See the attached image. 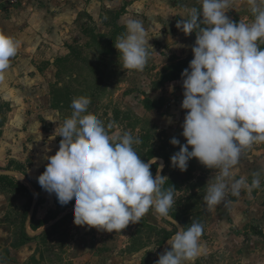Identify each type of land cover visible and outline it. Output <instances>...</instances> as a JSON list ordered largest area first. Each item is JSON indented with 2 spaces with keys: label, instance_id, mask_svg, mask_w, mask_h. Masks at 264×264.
I'll return each mask as SVG.
<instances>
[{
  "label": "rangeland",
  "instance_id": "374dc122",
  "mask_svg": "<svg viewBox=\"0 0 264 264\" xmlns=\"http://www.w3.org/2000/svg\"><path fill=\"white\" fill-rule=\"evenodd\" d=\"M28 1L7 0V3L25 5L30 17L39 23L44 21L45 44L44 49L39 48L43 60L38 63L39 72L43 74L45 70L46 90L38 96L29 91L26 100L31 105L30 120L27 126L12 131L17 133L13 140L4 137L9 134L5 120L10 104L3 95L0 97V141L8 142L19 152L15 138L19 141L18 134L32 128L28 136L32 140L25 144L29 150L25 162L0 158V171L15 173L7 175L14 184L0 179V233H4L0 256L11 258L29 243L48 250L49 254L59 248L66 253V260H77V243L84 238L85 231L74 225V201L61 206L54 193L41 188L37 178L45 171L48 157L59 149L61 138L50 139L57 124L71 116L74 98L86 96L91 100L87 111L104 124L114 142L123 133L130 132L134 139L140 140L133 147L144 162L155 157L167 160L162 189L173 190L169 212L178 216V220L170 214L167 219H157L150 209L138 224H130L121 233L87 229V234L104 233V240L117 239L121 254L129 258L139 255L131 258V263L155 264L170 248L166 239L177 228L195 222L203 226L201 243L205 249L195 264H244L245 261L264 264V144L245 149L238 165L239 175H247L249 184L252 174L260 173V187L250 193L242 190L239 197L227 193L225 202L214 212L207 210L203 197L215 170L206 169L196 159L188 162L184 172L170 163V157L179 151V146H173L170 140L175 137L180 144L186 143L181 135L186 112L181 108L182 80L171 82L169 73L178 61L193 56L191 49L196 38L194 33L185 36L176 28V23L188 9L199 7L197 0H31L35 3L29 6ZM228 15L234 21L239 19L235 12ZM133 18L143 21L152 37L149 44L159 55L149 49L143 72L123 69L114 47L117 38L125 32V23ZM57 42L66 43L67 47H56ZM260 46L264 48V44ZM30 53L34 62L36 52L30 50ZM27 84L30 88L31 80ZM145 101H149V109ZM158 169L159 163L151 167L154 177ZM35 192L39 194V203L32 231H38L35 227L47 219H56L66 212L69 215L57 226L53 220L49 228H44L47 233L32 241L27 238L26 223Z\"/></svg>",
  "mask_w": 264,
  "mask_h": 264
},
{
  "label": "clouds",
  "instance_id": "9594fccd",
  "mask_svg": "<svg viewBox=\"0 0 264 264\" xmlns=\"http://www.w3.org/2000/svg\"><path fill=\"white\" fill-rule=\"evenodd\" d=\"M176 28L185 36L195 34L193 59L181 74L182 110L186 112L181 135L170 140L179 151L170 163L181 172L196 159L215 170L203 197L214 212L227 193L239 197L260 187V173L239 175L241 154L254 144H264V0H197ZM235 12L239 19L228 15ZM239 13H245L239 15ZM114 47L123 69L143 72L148 60V29L140 19H129ZM20 42L0 32V72L18 54ZM156 54V53H155ZM159 56L158 54H156ZM159 60L158 63H162ZM90 98L80 96L71 103V116L57 124L50 139L61 138L55 155L48 157L38 184L55 194L61 206L74 201V225L113 233L138 224L154 210L157 219L169 217L173 190H163L166 177H154L150 165L134 150L139 144L130 132L115 139L104 124L88 112ZM191 149V150H189ZM239 176V178H237ZM203 226L192 222L177 228L167 241L169 250L155 264H195L205 252ZM247 264V261L244 262Z\"/></svg>",
  "mask_w": 264,
  "mask_h": 264
},
{
  "label": "crops",
  "instance_id": "0c3cea01",
  "mask_svg": "<svg viewBox=\"0 0 264 264\" xmlns=\"http://www.w3.org/2000/svg\"><path fill=\"white\" fill-rule=\"evenodd\" d=\"M33 3L35 2L29 0L28 6L33 5ZM26 7L25 5L22 6V4L10 6L7 0H0V32L20 42L18 54L11 58L9 67L0 72V97L3 95L4 100H9L7 102L10 104V110H8V116L5 120V126L9 129V134H5L4 137H10V140H13V137H16L17 134H12V131L15 130L14 132H16L17 128L27 126L30 120L29 111L31 105H29V100H26L28 99L29 91L38 96L39 94H44L46 90L44 86L45 70H43V74L39 72L41 67H39L38 63L39 60H43V57L39 55V48L44 49L45 24L43 23L44 21L39 23L38 19L30 17L29 13L26 12ZM164 17L167 16L165 15ZM55 46L67 47L66 43L58 42ZM30 50L31 52H36L34 62L33 56L30 58V55H33V53H30ZM29 72H32L31 79L29 78ZM29 80L32 82L30 88L27 84ZM36 105L38 107V104ZM31 121L36 120L31 119ZM31 129H27V132L21 131L17 137L19 141L15 138L14 142L17 143L16 146L20 147L19 152L16 149L14 150V146L8 142L0 141V158L4 156V158L9 157L10 161L25 162L29 151L25 144L30 140L28 136ZM33 134L31 133V135ZM69 220L71 218H67V221ZM52 222L50 223L52 224ZM50 223L38 229L43 230L40 235L30 237L27 234V238L32 241L39 240L47 233V230L45 231L44 228H49ZM79 229L85 231V233L84 238H81L77 243L79 250L75 262H72V259L71 262L70 260H66V253L59 248H56L52 254H49L48 250L41 249V247H33V245L29 246L28 243V245L20 249L11 258L0 256V264H138L135 261L131 263V260L139 258V255H133L129 258L126 254H121L117 250V239L113 241L112 239L105 238L104 240V233L87 234L86 227H79ZM3 235L4 233H0V240ZM99 247L102 249H98Z\"/></svg>",
  "mask_w": 264,
  "mask_h": 264
},
{
  "label": "trees",
  "instance_id": "16d2710c",
  "mask_svg": "<svg viewBox=\"0 0 264 264\" xmlns=\"http://www.w3.org/2000/svg\"><path fill=\"white\" fill-rule=\"evenodd\" d=\"M193 59V56H190V57H188V58H186V59H183V60H180V61H178L177 62V64H175L172 68H171V72L169 73V80L171 81V82H175V81H181L182 79H181V74H182V72L184 71V69H186L187 67H188V65H189V63H190V61ZM145 107L147 108V109H149L150 108V104H149V101H145ZM166 162H167V160H166ZM0 179H3V180H5V181H8V182H11L12 184H14V180L13 179H11V178H9V177H7V176H0ZM169 214H170V216L173 218V219H175V220H178V216L177 215H175V214H173V213H170L169 212ZM68 216V215H67ZM66 216V217H67ZM65 217V218H66ZM57 218V217H56ZM33 220H34V218H33ZM32 220V224L34 223V221ZM53 220H55V219H47L46 221H43L41 224H39V226L38 227H35V229L34 230H38L39 228H41V227H43V226H45L46 224H49L51 221H53ZM63 220V219H62ZM61 222L59 221L58 223H56V226L57 225H59ZM32 226V225H31ZM171 237H169V238H167L166 239V242L170 239Z\"/></svg>",
  "mask_w": 264,
  "mask_h": 264
},
{
  "label": "water",
  "instance_id": "95a60500",
  "mask_svg": "<svg viewBox=\"0 0 264 264\" xmlns=\"http://www.w3.org/2000/svg\"><path fill=\"white\" fill-rule=\"evenodd\" d=\"M156 159V163H159L160 164V171H159V174L161 176H163L164 174V171L166 169V160L163 159V158H160V157H155ZM151 161V160H150ZM148 163V162H147ZM155 163V164H156ZM154 164L150 165V168L153 166ZM9 174H15L14 172H8V171H0V176H7ZM30 186H32L31 183H29ZM34 197H35V200H34V203L31 207V210H30V213H29V216H28V219H27V223H26V232L27 234L30 236V237H36L38 235H40L42 233L43 230H38L36 232L32 231V228H31V225H32V220L34 218V215H35V212H36V209H37V205L39 203V194L37 192L34 193ZM67 215H69V213H64L60 216H58L56 219H55V222L58 223L59 221H61L62 219H64ZM180 228H183V227H180Z\"/></svg>",
  "mask_w": 264,
  "mask_h": 264
}]
</instances>
